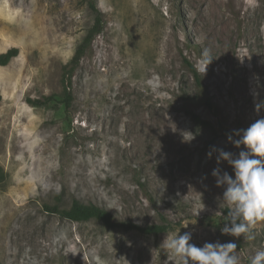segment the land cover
<instances>
[{"label": "rangeland", "instance_id": "374dc122", "mask_svg": "<svg viewBox=\"0 0 264 264\" xmlns=\"http://www.w3.org/2000/svg\"><path fill=\"white\" fill-rule=\"evenodd\" d=\"M219 1L213 36L200 2L0 0V54L19 50L0 67V264H180L162 243L185 232L198 247L235 242L239 264L264 250V221L253 240L221 232L228 205L212 172L234 171L207 155L246 150L228 135L264 118L255 110L264 103V0ZM92 3L103 30L72 73L66 109L63 70L94 24ZM205 59L206 73L197 70ZM45 97L54 101L28 103ZM73 199L118 224L169 229L145 234L46 209Z\"/></svg>", "mask_w": 264, "mask_h": 264}, {"label": "clouds", "instance_id": "9594fccd", "mask_svg": "<svg viewBox=\"0 0 264 264\" xmlns=\"http://www.w3.org/2000/svg\"><path fill=\"white\" fill-rule=\"evenodd\" d=\"M203 55L207 57V51ZM211 61L205 59L203 67L198 65L197 70L206 73ZM262 107L264 103H257L255 110L259 113ZM234 136L237 138L234 139ZM227 138L235 147L244 146L246 150L235 155L213 147L207 153L211 158L213 152H218L217 163L227 161L234 171V178L226 171L222 173L219 167L212 172L217 186L224 188L222 201L228 205L226 223L221 232L253 240V226L258 221H264V118L258 119L246 129L234 130ZM191 239L190 232L167 235L162 246L169 254L179 258L180 264H239L235 242H206L198 247L190 242ZM250 264H264V250L257 251L250 258Z\"/></svg>", "mask_w": 264, "mask_h": 264}, {"label": "trees", "instance_id": "16d2710c", "mask_svg": "<svg viewBox=\"0 0 264 264\" xmlns=\"http://www.w3.org/2000/svg\"><path fill=\"white\" fill-rule=\"evenodd\" d=\"M91 10L95 13V21L92 28L89 30L88 34L85 36L84 40L81 44L76 48L74 56L71 62L64 67L63 75H62V85H63V95H64V104L66 105V109L70 107L72 102V93H71V77L75 68L78 66L81 58L86 54L87 49L91 45L94 37L102 32L103 30V19L102 15L97 9L95 3L91 4ZM19 54V50L17 48H11L5 53L0 54V67H4L8 65L12 59L17 57ZM192 74L194 75L198 84H200V79L196 71L191 67L190 68ZM204 105L211 111L216 113V108L210 98L203 94ZM54 101L53 97H45L42 100H28V103L35 107H42L49 105ZM191 117L195 124L199 126L206 127L211 130H215L214 126L208 122L202 120L198 115L192 113ZM225 135H228L227 131H225ZM7 175L0 168V184H2ZM46 209L59 215L61 218L68 219L73 222H84L92 219L101 221L103 224L110 228L114 227H123L126 230L136 229L145 234H161L166 232L169 227L166 225H152L146 228L139 227L132 223L128 224H118L113 216L105 209L95 206L93 204H84L77 199H73L70 207H63L61 205L55 206H46ZM228 213V210H227Z\"/></svg>", "mask_w": 264, "mask_h": 264}, {"label": "bare ground", "instance_id": "6f19581e", "mask_svg": "<svg viewBox=\"0 0 264 264\" xmlns=\"http://www.w3.org/2000/svg\"><path fill=\"white\" fill-rule=\"evenodd\" d=\"M191 6L195 5L196 2H200L203 5L201 9L202 20L206 25L209 26V31L213 36L220 34V24L222 18L218 15L219 0H186Z\"/></svg>", "mask_w": 264, "mask_h": 264}]
</instances>
